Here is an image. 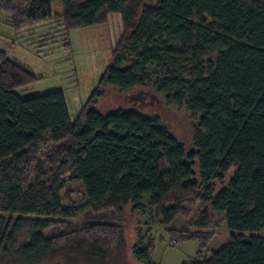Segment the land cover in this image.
<instances>
[{
  "label": "trees",
  "instance_id": "obj_1",
  "mask_svg": "<svg viewBox=\"0 0 264 264\" xmlns=\"http://www.w3.org/2000/svg\"><path fill=\"white\" fill-rule=\"evenodd\" d=\"M58 3L53 14L51 0H0V20L15 33L54 21L65 36L96 25L104 12L119 14L130 30L129 64L121 68L116 59L98 86L127 91L144 84L149 65L169 67L157 90L197 115L202 134L187 149L155 116L122 109L101 114L93 107L98 90L70 121L61 91L17 96L16 88L36 78L0 50V262L27 263L68 250L99 258L109 242L124 244L125 211L141 210L147 196L171 238L199 244L189 264H264L259 236L230 234L223 248L201 258L214 235L204 232L210 231L206 209L189 231L171 228L183 204L199 199L222 214L231 232L264 230V0ZM44 144L57 147L55 164L69 167L95 211L89 240L62 246L44 235L49 220L76 217L62 208L59 185L33 179ZM151 251L149 241L133 255L154 264Z\"/></svg>",
  "mask_w": 264,
  "mask_h": 264
},
{
  "label": "rangeland",
  "instance_id": "obj_2",
  "mask_svg": "<svg viewBox=\"0 0 264 264\" xmlns=\"http://www.w3.org/2000/svg\"><path fill=\"white\" fill-rule=\"evenodd\" d=\"M135 1L138 5H155L157 0ZM51 11L53 14L60 12L58 0H51ZM45 33L49 34L44 35ZM129 33L130 30L124 27L119 14L106 12L99 17L96 25L71 30L65 36L55 27L54 21L18 33L1 21L0 50L36 78L29 85L14 90L21 99L61 91L70 121H73L91 93L98 90L102 96L97 98L93 107L101 114L122 109L135 110L148 117L155 116L179 143L191 149L194 137L202 134L198 116L188 112L184 105L179 106L168 100L165 93L157 90L169 67L149 65L144 84L127 91H120L114 86H98L102 74L116 59L123 60L121 68L129 64V58L125 59L128 55L125 46ZM138 93L140 97H145L141 109L138 107L139 101H129L130 96ZM56 150L57 147L50 144L39 147L33 179L40 182L52 181L59 185L62 208L76 214L74 218L49 220V228L44 232L45 236L65 246L89 240L92 230L95 231V211L88 206L82 184L74 179L69 167L58 169L59 166L55 164ZM147 203L146 196L141 210L125 211L124 244L121 246L111 244L109 236L104 233L97 234L109 242L99 258L91 257L86 252L76 254L68 250L45 253L37 260L27 263L1 261L0 264H140L135 260L133 251L146 246L149 241L152 243L151 262L154 264H189L198 258L199 244L194 240L180 241L171 238L159 224L154 209ZM203 209L207 210L210 221V231L204 232H213L214 235L206 248L200 249L201 258H209L212 253L223 248L230 234L241 235L244 239L250 236L264 237V230L242 233L229 231L222 214L213 213L209 205L199 199L183 204L182 213L175 217L171 228L179 232L189 231V224L196 220L197 213Z\"/></svg>",
  "mask_w": 264,
  "mask_h": 264
},
{
  "label": "water",
  "instance_id": "obj_3",
  "mask_svg": "<svg viewBox=\"0 0 264 264\" xmlns=\"http://www.w3.org/2000/svg\"><path fill=\"white\" fill-rule=\"evenodd\" d=\"M144 99H145V97H140V93H138L137 95H135V96H130L129 97V101H134V102H136V101H139L140 102V104L138 105V107H139V109H141L142 107H143V101H144Z\"/></svg>",
  "mask_w": 264,
  "mask_h": 264
},
{
  "label": "crops",
  "instance_id": "obj_4",
  "mask_svg": "<svg viewBox=\"0 0 264 264\" xmlns=\"http://www.w3.org/2000/svg\"><path fill=\"white\" fill-rule=\"evenodd\" d=\"M8 28H9V27H8ZM48 34H49V33H45L44 35H48ZM9 35H10V34H8V36H9ZM13 41H14V40H12V43H13Z\"/></svg>",
  "mask_w": 264,
  "mask_h": 264
}]
</instances>
